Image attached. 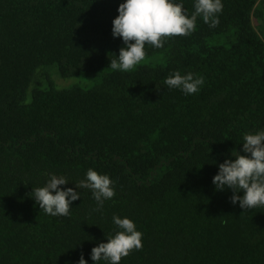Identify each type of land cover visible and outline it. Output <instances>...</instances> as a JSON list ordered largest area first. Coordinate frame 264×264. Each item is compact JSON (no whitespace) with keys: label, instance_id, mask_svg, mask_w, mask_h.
I'll return each mask as SVG.
<instances>
[{"label":"trees","instance_id":"obj_1","mask_svg":"<svg viewBox=\"0 0 264 264\" xmlns=\"http://www.w3.org/2000/svg\"><path fill=\"white\" fill-rule=\"evenodd\" d=\"M122 2L0 0V264H94L114 215L143 234L120 264H264V207L245 211L212 183L244 154V134L264 129V0H222L216 27L198 17L191 33L145 46L164 63L127 72L109 67ZM50 67L96 82L57 88ZM174 71L202 77L199 91L168 89ZM89 168L113 181L100 211L88 189L67 216L30 196L50 174L75 188Z\"/></svg>","mask_w":264,"mask_h":264},{"label":"clouds","instance_id":"obj_2","mask_svg":"<svg viewBox=\"0 0 264 264\" xmlns=\"http://www.w3.org/2000/svg\"><path fill=\"white\" fill-rule=\"evenodd\" d=\"M222 0H194L195 11L189 15L183 3L177 0H123L118 7V16L112 21L114 38H122L124 46L120 48L116 59L110 60V66L121 72H127L145 58V46L163 47L164 39L187 35L196 26L197 18L214 28L219 23L218 14L222 11ZM202 77L192 73L182 75L174 71L168 75L164 84L168 89H178L185 95L199 91ZM242 151L218 164V172L212 183L218 192L231 190L230 201L245 211L264 207V129L255 133H245ZM70 182L63 175L50 174L42 187L33 188L30 196L45 214L67 216L72 203L81 198L77 189L91 191L96 208L102 210L104 202L115 195L113 181L107 174L98 173L89 168L85 178L75 184V188H61ZM112 223L116 226L114 234L106 237L91 250L90 258L94 264H120L133 250L142 247V232L128 217L114 215ZM77 264H88L81 254Z\"/></svg>","mask_w":264,"mask_h":264},{"label":"rangeland","instance_id":"obj_3","mask_svg":"<svg viewBox=\"0 0 264 264\" xmlns=\"http://www.w3.org/2000/svg\"><path fill=\"white\" fill-rule=\"evenodd\" d=\"M164 62L165 60L162 56H158V55L145 56L143 61H141L132 69H135L142 64H155V63H164ZM50 68H51V76L57 88H69L75 85H79L82 87H91L96 82L94 79H89L85 75H77V76L63 78L56 73V69L54 67H50Z\"/></svg>","mask_w":264,"mask_h":264}]
</instances>
